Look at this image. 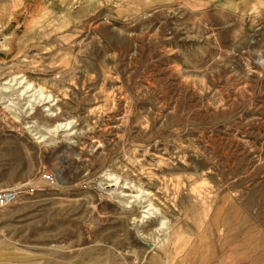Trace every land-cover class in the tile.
Returning <instances> with one entry per match:
<instances>
[{"label":"rangeland","instance_id":"rangeland-1","mask_svg":"<svg viewBox=\"0 0 264 264\" xmlns=\"http://www.w3.org/2000/svg\"><path fill=\"white\" fill-rule=\"evenodd\" d=\"M16 75L0 264H264V0H0Z\"/></svg>","mask_w":264,"mask_h":264},{"label":"bare ground","instance_id":"bare-ground-1","mask_svg":"<svg viewBox=\"0 0 264 264\" xmlns=\"http://www.w3.org/2000/svg\"><path fill=\"white\" fill-rule=\"evenodd\" d=\"M38 86H35L34 87V84H31V82L29 80H27V77L25 76H22V77H17L14 76L12 78H10L9 80V83L7 84H3V85H0V101H3V102H10V98L11 97H16V99H20L21 97H23V99H25V96L28 94V93H31L33 92L30 96H27L26 98H33V101H28L29 103V106L28 107H32V105L30 103L32 102H36L35 98L36 97H39V100L43 103V104H46L48 105L49 107H52L53 105H49L53 100H50L52 96H45L43 94H41L40 92H44L45 89H42L41 87H38V89L36 88ZM38 93V94H37ZM50 93V92H49ZM63 93V92H62ZM37 94V95H36ZM66 95V94H64ZM112 96V95H111ZM58 97V96H57ZM110 99V98H109ZM111 101V100H110ZM107 102V101H106ZM100 107V105H99ZM8 106H6V111L11 114V109L9 108ZM97 109V108H96ZM59 110V108H58ZM48 112L52 111L51 108H49L47 110ZM14 112V111H13ZM94 112V111H93ZM15 113L12 114V117L16 118V116H14ZM56 116V115H55ZM19 118V117H18ZM22 119V118H21ZM57 125V124H56ZM71 125V123H67L65 124L62 128L65 129V131L68 130V127ZM62 125H58L55 127V130L57 131V129L61 128ZM48 131V130H47ZM50 133V131H49ZM110 175V174H109ZM108 175V176H109ZM104 176V175H103ZM111 176V175H110ZM153 176V175H152ZM151 176V177H152ZM115 182H116V178L113 179ZM174 183V182H173ZM172 183V184H173ZM177 183V182H176ZM175 184V183H174ZM167 185V184H166ZM179 185V184H178ZM177 185V186H178ZM113 186V185H111ZM165 186V185H164ZM174 186V185H173ZM172 187V186H171ZM139 188V187H138ZM164 188V187H163ZM178 189V188H177ZM167 191V190H166ZM168 192V191H167ZM170 192V191H169ZM150 194V193H149ZM148 194V195H149ZM137 195V194H136ZM172 195V194H171ZM143 196V195H142ZM120 197L122 198H125V197H129V195L121 192L120 193ZM133 198H137V197H133ZM166 198V197H165ZM172 198V197H171ZM138 200H134V202H137ZM170 201V200H169ZM151 203V202H150ZM129 204V203H128ZM151 206V204L149 205ZM149 206H146V209L142 212V214L144 213V215H153V214H156L159 210H156L157 212H153V209L151 208H147ZM132 207V206H131ZM126 209V208H125ZM155 209V208H154ZM127 210V209H126ZM147 218V217H142V218H139L137 219V221H133L136 225V228H137V232L139 233V231L142 229L144 230L143 227H141V225H139V223H143L144 222V219ZM145 223V222H144ZM133 224V223H132ZM163 225V224H162Z\"/></svg>","mask_w":264,"mask_h":264},{"label":"built area","instance_id":"built-area-1","mask_svg":"<svg viewBox=\"0 0 264 264\" xmlns=\"http://www.w3.org/2000/svg\"><path fill=\"white\" fill-rule=\"evenodd\" d=\"M54 184V178L52 175L43 173L39 177V186H52ZM40 190L39 188H29V192L32 194L35 191ZM22 191L16 190H1L0 191V212L17 202Z\"/></svg>","mask_w":264,"mask_h":264}]
</instances>
